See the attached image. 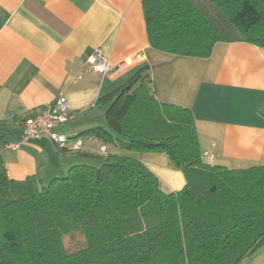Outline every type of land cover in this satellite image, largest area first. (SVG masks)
I'll return each mask as SVG.
<instances>
[{
  "label": "trees",
  "instance_id": "obj_1",
  "mask_svg": "<svg viewBox=\"0 0 264 264\" xmlns=\"http://www.w3.org/2000/svg\"><path fill=\"white\" fill-rule=\"evenodd\" d=\"M144 11L161 51L209 57L218 41L238 40L264 48V0H144ZM149 68L97 99L109 128L76 137L165 152L186 185L165 192L141 160L86 151L101 164H75L47 183L16 180L0 156V264H238L264 243V166L206 162L192 110L156 99ZM77 233L85 245L70 250L66 237Z\"/></svg>",
  "mask_w": 264,
  "mask_h": 264
},
{
  "label": "crops",
  "instance_id": "obj_2",
  "mask_svg": "<svg viewBox=\"0 0 264 264\" xmlns=\"http://www.w3.org/2000/svg\"><path fill=\"white\" fill-rule=\"evenodd\" d=\"M93 48L110 58V73L88 71L84 58ZM144 64H149L156 99L192 110L202 152L211 156L212 165L264 166V48L242 40L218 41L209 57L155 49L144 0H0V121H7L0 134L6 144L20 141L25 120L60 95L68 98L76 117L59 124L57 132L77 136L92 127L109 128L107 106L93 115L97 99ZM83 139L80 151L42 137L17 149L4 145L0 156L9 177L16 180L36 175L47 183L85 163L80 152L86 151L141 160L165 192L186 185L184 172L165 152L124 151L116 145L110 149L98 138ZM238 264H264V243Z\"/></svg>",
  "mask_w": 264,
  "mask_h": 264
},
{
  "label": "built area",
  "instance_id": "obj_3",
  "mask_svg": "<svg viewBox=\"0 0 264 264\" xmlns=\"http://www.w3.org/2000/svg\"><path fill=\"white\" fill-rule=\"evenodd\" d=\"M84 61L88 71H95L103 75L110 73L114 69L110 58L104 54L101 48H93L87 52ZM75 117L76 114L72 112V106L68 98L60 95L48 108L27 118L21 140L6 144L5 148L17 149L30 139L47 137L62 148L70 147L71 150L80 151L83 145L80 138L56 131V127L59 124L73 120ZM205 156L208 157V162L211 163V156L208 153L203 154V157Z\"/></svg>",
  "mask_w": 264,
  "mask_h": 264
},
{
  "label": "rangeland",
  "instance_id": "obj_4",
  "mask_svg": "<svg viewBox=\"0 0 264 264\" xmlns=\"http://www.w3.org/2000/svg\"><path fill=\"white\" fill-rule=\"evenodd\" d=\"M219 4L225 9V11L227 12V13H230V12H232L233 10H234V4L231 2V1H220L219 2ZM102 106H104V107H106V105H104V104H99L98 105V107H97V109H96V111L97 112H93V115H95V114H100V110H101V108H102ZM106 109V108H105ZM104 109V110H105ZM85 111V110H84ZM83 111V112H84ZM106 111V110H105ZM88 117H90V115L88 114ZM105 119V118H104ZM74 120V119H73ZM2 128V127H1ZM84 131V130H83ZM82 132V131H81ZM80 132V133H81ZM3 133L5 134V132L3 131ZM79 133V134H80ZM62 134V133H61ZM6 135V137H8V134L6 133L5 134ZM83 137L84 136H82L81 138L83 139ZM87 137V136H86ZM80 138V139H81ZM81 139V140H82ZM83 140H85V142H86V146H88V144H87V140L86 139H83ZM82 140V142H83V144H84V141ZM109 146H110V149L112 148V146H115L114 144H109ZM83 149V145H82V147H81V149L80 150H82ZM109 149V152H111V150ZM122 149V148H121ZM122 150H124V151H128V150H125V149H122ZM72 151H75V150H72ZM82 155V154H81ZM82 156H84V155H82ZM85 158V163H92V162H88L89 160H88V157L87 156H85L84 157ZM95 163H98L97 165H100L101 163L100 162H95ZM94 163V164H95ZM100 163V164H99ZM93 164V163H92ZM66 244H67V247L70 249V250H76V249H80V248H82L84 245H85V238H84V236L83 235H81V234H79V233H77V234H74V235H72V236H67L66 237Z\"/></svg>",
  "mask_w": 264,
  "mask_h": 264
}]
</instances>
